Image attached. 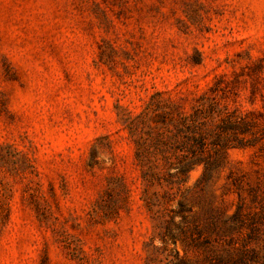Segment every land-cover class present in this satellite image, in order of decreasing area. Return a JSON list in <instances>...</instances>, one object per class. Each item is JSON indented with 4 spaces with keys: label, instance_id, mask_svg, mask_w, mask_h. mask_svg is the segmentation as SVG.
<instances>
[{
    "label": "rangeland",
    "instance_id": "obj_1",
    "mask_svg": "<svg viewBox=\"0 0 264 264\" xmlns=\"http://www.w3.org/2000/svg\"><path fill=\"white\" fill-rule=\"evenodd\" d=\"M202 99L251 120L254 144L229 148L207 181L193 168L178 195L200 217L242 204L245 224L230 234L259 249L264 0H0V264L162 257L160 219L140 198L137 140L149 115Z\"/></svg>",
    "mask_w": 264,
    "mask_h": 264
},
{
    "label": "trees",
    "instance_id": "obj_2",
    "mask_svg": "<svg viewBox=\"0 0 264 264\" xmlns=\"http://www.w3.org/2000/svg\"><path fill=\"white\" fill-rule=\"evenodd\" d=\"M217 112L220 118L210 125V118ZM148 120L145 136L137 140L136 155L144 184L140 198L153 217L160 219L158 233L163 242L160 252L163 256L148 255L147 264L161 261L165 264H196L186 255L180 256L174 247L168 248L169 240L175 246L178 239L201 252L205 264H250L251 261L264 264V247L251 248L247 242L237 247L230 234L245 224L242 204L239 203L230 216L209 207L200 217L192 213L188 197L178 195L193 168L202 165L198 183L207 181L229 148L254 144L251 120L241 113L221 109L218 100L207 102L205 99L192 111L178 110L176 115L174 111L154 113ZM129 132L132 133L130 127ZM154 185L164 189L163 195L149 194ZM177 217H180L179 221ZM218 244L223 245L222 251ZM153 247L159 251L155 245Z\"/></svg>",
    "mask_w": 264,
    "mask_h": 264
}]
</instances>
